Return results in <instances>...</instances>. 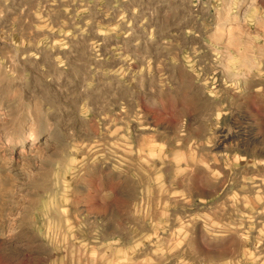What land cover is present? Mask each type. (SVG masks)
<instances>
[{"label": "rangeland", "instance_id": "374dc122", "mask_svg": "<svg viewBox=\"0 0 264 264\" xmlns=\"http://www.w3.org/2000/svg\"><path fill=\"white\" fill-rule=\"evenodd\" d=\"M0 164V264H264V0H0Z\"/></svg>", "mask_w": 264, "mask_h": 264}, {"label": "bare ground", "instance_id": "6f19581e", "mask_svg": "<svg viewBox=\"0 0 264 264\" xmlns=\"http://www.w3.org/2000/svg\"><path fill=\"white\" fill-rule=\"evenodd\" d=\"M26 142H25V140L24 139H22V140H20V141H16V143L15 144H13V143H11V144H8L7 146H9V147H12V148H14L15 147V149H20V152L26 147ZM33 146H34V144H31V146H30V149L29 150H33ZM17 152V151H16ZM1 165V164H0ZM1 193V192H0Z\"/></svg>", "mask_w": 264, "mask_h": 264}]
</instances>
